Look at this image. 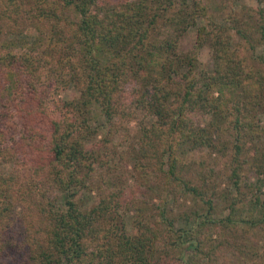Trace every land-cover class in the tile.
<instances>
[{"label":"trees","instance_id":"trees-1","mask_svg":"<svg viewBox=\"0 0 264 264\" xmlns=\"http://www.w3.org/2000/svg\"><path fill=\"white\" fill-rule=\"evenodd\" d=\"M256 2L0 0V264H264Z\"/></svg>","mask_w":264,"mask_h":264},{"label":"rangeland","instance_id":"rangeland-1","mask_svg":"<svg viewBox=\"0 0 264 264\" xmlns=\"http://www.w3.org/2000/svg\"><path fill=\"white\" fill-rule=\"evenodd\" d=\"M245 4L247 6H251V7H256L257 6V2L256 0H244ZM34 35V33H30L29 38H32V36ZM180 47L182 49V51L187 52V53H191L196 55L197 57H199L203 62H205L208 58V50L207 48H197L196 47V43H195V36L193 34V32H190L189 34H187L184 39L182 40ZM73 91L72 90H68L65 91L63 93H61V97L64 99H69L72 95H73ZM261 119L264 121V115L261 116ZM206 121H201L202 124H204ZM99 126H103V119H98V123L96 124L95 127L99 128V131H103L102 129H100ZM131 129L134 131L135 130V124L132 123L130 124ZM104 132V131H103ZM100 136L97 137L96 140H99ZM119 151L122 150V148L118 149ZM217 168L218 170H222L223 169V160H219L217 161ZM128 170H131V168L128 166ZM131 173V171H130ZM127 177V175L125 176ZM128 184H129V188L127 189L128 195L130 198H134L137 200V198H139L140 195V191L143 190L142 188H138L135 186H139L140 185H136L135 180L133 181L132 176H129L128 174ZM141 184V183H140ZM142 185V184H141ZM137 188V189H136ZM141 189V190H140ZM80 201L83 204L84 208H88L95 200H94V194L92 195H88V194H82L80 195ZM153 202L155 203H159L157 202V200L155 199ZM165 205H167V207L169 208H174V205L171 203V201L167 200V202H165ZM134 216L133 212L128 213V218Z\"/></svg>","mask_w":264,"mask_h":264}]
</instances>
